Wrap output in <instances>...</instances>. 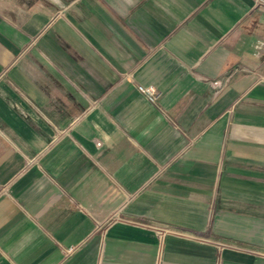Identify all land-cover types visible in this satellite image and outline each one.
Listing matches in <instances>:
<instances>
[{
  "label": "crops",
  "instance_id": "crops-1",
  "mask_svg": "<svg viewBox=\"0 0 264 264\" xmlns=\"http://www.w3.org/2000/svg\"><path fill=\"white\" fill-rule=\"evenodd\" d=\"M0 264H264V0H0Z\"/></svg>",
  "mask_w": 264,
  "mask_h": 264
},
{
  "label": "built area",
  "instance_id": "built-area-1",
  "mask_svg": "<svg viewBox=\"0 0 264 264\" xmlns=\"http://www.w3.org/2000/svg\"><path fill=\"white\" fill-rule=\"evenodd\" d=\"M219 85L220 84L218 82L213 83V86H215V87H218ZM138 91L151 104H154L160 98V95H161L160 92H158L153 87H143V86H140V87H138ZM97 146H100V144L97 143Z\"/></svg>",
  "mask_w": 264,
  "mask_h": 264
}]
</instances>
